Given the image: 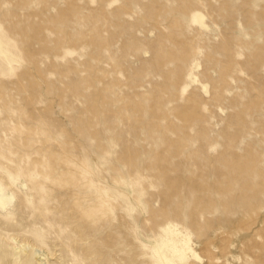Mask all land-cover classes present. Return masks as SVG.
<instances>
[{"label":"rangeland","instance_id":"obj_1","mask_svg":"<svg viewBox=\"0 0 264 264\" xmlns=\"http://www.w3.org/2000/svg\"><path fill=\"white\" fill-rule=\"evenodd\" d=\"M0 264H264V0H0Z\"/></svg>","mask_w":264,"mask_h":264}]
</instances>
